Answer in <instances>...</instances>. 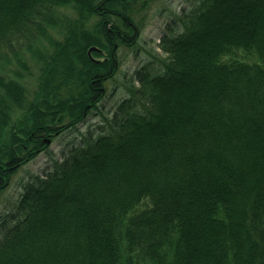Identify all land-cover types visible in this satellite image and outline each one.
<instances>
[{"label": "trees", "instance_id": "16d2710c", "mask_svg": "<svg viewBox=\"0 0 264 264\" xmlns=\"http://www.w3.org/2000/svg\"><path fill=\"white\" fill-rule=\"evenodd\" d=\"M184 3L159 57L139 46L150 0H0V198L74 136L3 216L0 264H264V0Z\"/></svg>", "mask_w": 264, "mask_h": 264}, {"label": "rangeland", "instance_id": "374dc122", "mask_svg": "<svg viewBox=\"0 0 264 264\" xmlns=\"http://www.w3.org/2000/svg\"><path fill=\"white\" fill-rule=\"evenodd\" d=\"M164 7L169 8L175 15H179L183 8L189 12L190 8L184 3V0H150L149 12H147V19L144 24V28L141 32L139 46L145 51H151V53L164 57V55L157 48L160 41V36L167 22H170L171 17L164 11ZM163 10V11H162ZM124 60L118 70L119 74L116 76L115 81L106 85V95L109 97L112 90H114L113 96L109 99L105 98L103 104L104 116H111L109 110L114 112L116 110L115 104L130 98V95L122 88V77L126 75L127 78L132 76L135 70L139 69L142 65L152 60L150 56H147L144 51L141 52L138 57H134L133 54H127L123 56ZM111 94V95H112ZM108 127L106 122H103L98 115H92L83 124L79 126V130L82 133L88 131L94 134L98 133L101 129ZM73 134H76L75 132ZM74 137L72 134H65L58 137L50 145L48 154H41L35 158V160L24 165L16 171L11 178L7 191L0 198V225L2 223L3 216L9 215L12 210L18 193L20 192L21 185L26 181L28 175H42L54 170V162L61 163L63 159H68L74 155L71 148L66 146L67 143ZM63 152V153H62ZM52 157V159H50ZM55 160V161H54ZM1 227V226H0Z\"/></svg>", "mask_w": 264, "mask_h": 264}, {"label": "water", "instance_id": "95a60500", "mask_svg": "<svg viewBox=\"0 0 264 264\" xmlns=\"http://www.w3.org/2000/svg\"><path fill=\"white\" fill-rule=\"evenodd\" d=\"M92 50H94V49H92ZM49 141H47V143H48Z\"/></svg>", "mask_w": 264, "mask_h": 264}]
</instances>
